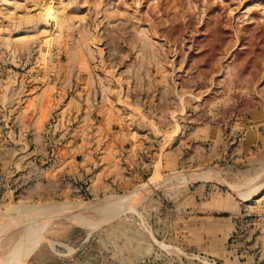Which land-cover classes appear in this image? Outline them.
<instances>
[{
    "label": "rangeland",
    "instance_id": "rangeland-1",
    "mask_svg": "<svg viewBox=\"0 0 264 264\" xmlns=\"http://www.w3.org/2000/svg\"><path fill=\"white\" fill-rule=\"evenodd\" d=\"M0 264H264V0H0Z\"/></svg>",
    "mask_w": 264,
    "mask_h": 264
}]
</instances>
